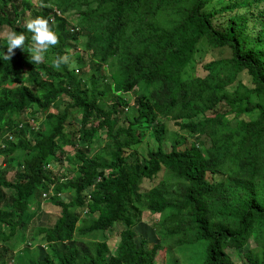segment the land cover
<instances>
[{
    "label": "trees",
    "instance_id": "obj_1",
    "mask_svg": "<svg viewBox=\"0 0 264 264\" xmlns=\"http://www.w3.org/2000/svg\"><path fill=\"white\" fill-rule=\"evenodd\" d=\"M27 11L58 42L39 64L20 48L0 60V157L12 168L0 176V264H155L158 248L179 264H264V0H0V29L23 33L25 48ZM201 43L229 54L197 73ZM26 107L39 123L21 121ZM166 121L178 132L169 150ZM42 192L59 216L13 249ZM144 210L158 215L157 243L136 240Z\"/></svg>",
    "mask_w": 264,
    "mask_h": 264
},
{
    "label": "rangeland",
    "instance_id": "obj_2",
    "mask_svg": "<svg viewBox=\"0 0 264 264\" xmlns=\"http://www.w3.org/2000/svg\"><path fill=\"white\" fill-rule=\"evenodd\" d=\"M35 1V0H33ZM226 2V1H224ZM221 5V2H213L211 4H208L206 6V9L209 8H217ZM26 19L33 17L31 14V11H27L26 12ZM74 22V21H72ZM250 26V25H249ZM9 31V29L7 27H4L2 29H0V37H4V35ZM73 50L71 51V54H73ZM229 54L228 49H212L209 48L205 43H201L198 46V51L196 53L195 56V62L196 63V72L200 73L199 70L197 69L198 65L202 64V62L208 61L209 59H213V58H217L220 56H226ZM89 70H86L84 72V74H88ZM187 74L189 75H193L194 71L189 70L187 72ZM128 97H130L132 99V94L128 93L127 94ZM131 101V100H130ZM40 114L35 110L34 107H26V109H24L21 113H20V118L21 121H25V120H30L32 118H37L38 123L41 121L40 119ZM72 121V123L77 124L79 121V115L73 112V115L70 119ZM166 133H165V140H164V147L166 150H169L170 147L174 144V138L175 135L178 133L177 132V128L169 121H166ZM67 130V129H66ZM149 135V136H148ZM146 138L145 141L142 143L141 147H139V152L141 154H145L146 152V147L147 146H154V143L152 141V135L149 133ZM95 144L92 145V148H96L99 145H102L103 142V136L101 134L96 135L95 136ZM91 148V149H92ZM92 149V150H93ZM66 154L64 156V162L65 160L67 161H73V159L75 160V156L72 152V149L70 147L66 148ZM57 166H55L54 168H56ZM12 174V168H10L9 164L6 163V159L0 157V176L3 175V177H5L6 179L9 178V176ZM162 177L164 184L166 186L169 185H173L176 183L175 179L172 178L171 174L168 172H164L160 175V178ZM152 185L151 182L149 181H145L144 182V186L146 188L150 187ZM49 195L50 193H47L46 196H42V194L40 195V197H38V199L36 200V202L39 204L38 208L35 209V206H30L29 207V214L31 215V218L29 219V223L27 225V228L25 230V232H20L18 231L16 233V235L13 238H10L8 243L9 245L15 249V248H19L21 246H24L25 244L28 243L29 240V236L31 235V232L38 226H51L55 219L59 216L60 214V209L59 207L51 204V202L49 201ZM64 198V197H63ZM155 216V218L158 215H152L149 211L144 210L143 214H142V220L141 222L137 225L136 229V240L137 242H139L142 238L148 240V241H152V242H158L157 241V236L154 234L150 224H151V218ZM120 227L119 226H115L114 231L112 233V235L109 237V244L112 246H114L113 244L116 241L117 238V233L119 232ZM107 234H109V232H107ZM39 248V258L42 257L43 255V250H40ZM174 259L177 261V263H181V255L172 251L170 253H168L164 248H158L157 249V254H156V258H155V264H166L167 259Z\"/></svg>",
    "mask_w": 264,
    "mask_h": 264
},
{
    "label": "clouds",
    "instance_id": "obj_3",
    "mask_svg": "<svg viewBox=\"0 0 264 264\" xmlns=\"http://www.w3.org/2000/svg\"><path fill=\"white\" fill-rule=\"evenodd\" d=\"M56 14L60 16L58 11ZM24 28L25 31L30 34V45L25 48V35L23 33L10 30L4 35L7 51H0V60L9 61L13 54V50L20 48L22 51H27L29 54L28 59L31 63L39 64L44 60L45 54L48 53L49 49L52 46H55L58 42L57 34L53 31L45 17L34 16L27 19L24 24ZM68 62L69 59L66 55L56 56L51 62V67L56 70H60L61 66L67 65ZM25 121L31 122L29 119ZM41 194L42 196H46L47 193L42 192Z\"/></svg>",
    "mask_w": 264,
    "mask_h": 264
}]
</instances>
